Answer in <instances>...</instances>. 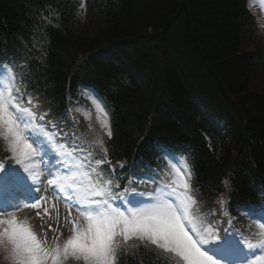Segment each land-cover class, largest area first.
Instances as JSON below:
<instances>
[{
    "label": "trees",
    "instance_id": "16d2710c",
    "mask_svg": "<svg viewBox=\"0 0 264 264\" xmlns=\"http://www.w3.org/2000/svg\"><path fill=\"white\" fill-rule=\"evenodd\" d=\"M88 11L82 19L71 0H0V61L16 69L20 91L57 109L66 86L100 75L126 148L141 130L149 145L183 147L219 190L234 158L264 181V42L245 0H88ZM93 53L110 66L91 74L76 62ZM242 175L232 183L245 192ZM119 264L170 263L133 246Z\"/></svg>",
    "mask_w": 264,
    "mask_h": 264
},
{
    "label": "snow or ice",
    "instance_id": "6c2138e0",
    "mask_svg": "<svg viewBox=\"0 0 264 264\" xmlns=\"http://www.w3.org/2000/svg\"><path fill=\"white\" fill-rule=\"evenodd\" d=\"M5 71L10 80L14 79L11 69L6 68ZM14 90L20 93L19 88ZM19 99L20 97L13 96L8 89L0 90V136L7 141L12 159L38 185V191L44 181L40 180L41 173L34 163L35 157L39 153L41 159H53V166L46 169L49 177L46 183L53 185L54 191L56 188H72L82 193L78 210L85 216L87 227L81 230L73 221V234L62 244L54 243V246H48L27 223L21 222L15 216L6 219L5 213H0V246L8 249L12 264H67L70 259L83 260L84 264H115L117 250L124 242L134 237L174 253L184 264H220L200 246L218 241L221 237L214 233L211 227L202 229L193 216V206L197 201L188 183L190 172L180 173L184 182L182 190L175 198V189L167 194L160 191L149 201H145L144 193L127 187L122 192L113 194L112 189H119L120 184H114L112 180H102L100 173L92 177L89 171L83 170V163L77 160V157L87 150L73 142L72 151L55 152L52 145L45 142L38 132L45 131V125L34 123L37 115L32 108V98L27 100L28 106H22ZM44 119L43 115L39 116L40 121ZM51 127L59 129L58 125ZM103 128L110 140L113 135L111 128L108 124H104ZM59 131L64 140L71 141L75 136L71 129ZM96 142L104 155L95 163L107 164L111 168L112 161L109 159L105 141L98 139ZM60 148L63 149L64 145L61 144ZM88 155L91 156L92 153L88 152ZM4 168L5 165L0 163V173H3ZM112 171L115 169L112 168ZM145 179L155 182L151 176ZM228 183L227 180L224 181L225 186ZM42 199L44 198L41 196L35 200L32 206L39 207ZM128 205H133L134 208H129ZM247 211L250 216L253 215L252 209ZM259 211L264 212V208ZM254 218L264 220V216ZM258 227L260 239L255 245L245 241L248 249H264V223ZM231 230L239 235L235 229ZM209 236L211 238H208ZM247 264H264V255L257 256Z\"/></svg>",
    "mask_w": 264,
    "mask_h": 264
},
{
    "label": "rangeland",
    "instance_id": "374dc122",
    "mask_svg": "<svg viewBox=\"0 0 264 264\" xmlns=\"http://www.w3.org/2000/svg\"><path fill=\"white\" fill-rule=\"evenodd\" d=\"M258 3L264 5L262 0H258ZM251 9L253 11L252 4H251ZM262 12L264 13V6L262 7ZM258 14L261 16L262 25H264V14H261V13H258ZM3 77H4L3 75L0 76V90H4V86H5V81L2 80ZM262 87H263V84H260V85H256L254 88L260 90V88ZM174 169H176V167ZM173 182L178 183V177L173 178ZM69 190L70 192L73 191L72 188ZM75 195H77L76 200L81 201V197L77 191ZM33 213L35 216H38V224L40 226L47 225L52 228L50 233L49 232L47 233V234H50L53 238L51 239L52 244H54L55 240L63 237L64 235L63 231L65 230L67 226V222H69V220L66 218V216L65 217L62 216V207L59 205V202L56 201L55 197L52 196V194H49L45 200H42V202L40 203V206L36 207V210ZM72 216H73L72 221H76L77 227H79L81 230L87 227V220L85 216L83 215V213L78 212L77 210H74ZM232 238H234L236 242H241L240 244L245 247L246 245L245 238L239 237L236 233L232 234ZM200 246L202 250L204 251L205 244H201Z\"/></svg>",
    "mask_w": 264,
    "mask_h": 264
},
{
    "label": "bare ground",
    "instance_id": "6f19581e",
    "mask_svg": "<svg viewBox=\"0 0 264 264\" xmlns=\"http://www.w3.org/2000/svg\"><path fill=\"white\" fill-rule=\"evenodd\" d=\"M90 67L92 66L90 65ZM236 131L240 133L242 131V128L239 126H236ZM119 143L120 144L116 145L117 149L120 150L121 154H125L124 149H126V147L121 142ZM0 177L2 181H4L7 185L9 184L10 186H12L11 191L13 192V194L19 191V189L25 192L26 195L29 197L39 192L37 190L38 185H36L22 169L18 168V170H13L12 172L4 170L3 173H0ZM43 185H45V183H43L42 186ZM51 186L52 188L54 187L53 185ZM56 190L58 192L62 191L60 188H56ZM4 203H7V202H4ZM65 204L66 206H69L72 203L66 202ZM12 216L17 217L21 222L27 223L31 227L32 231L37 235V237L41 239V241H43L42 239L44 238V235L42 233V229L36 228V225H34L35 222L33 218H31L28 214V209H25L23 205L19 206V204H16L14 207H12L9 213L5 212L4 218L7 219V218H11ZM1 247L4 248V251L6 254L8 252V249L3 246Z\"/></svg>",
    "mask_w": 264,
    "mask_h": 264
},
{
    "label": "clouds",
    "instance_id": "9594fccd",
    "mask_svg": "<svg viewBox=\"0 0 264 264\" xmlns=\"http://www.w3.org/2000/svg\"><path fill=\"white\" fill-rule=\"evenodd\" d=\"M4 260H6L8 264H11V256H10L9 251L5 254Z\"/></svg>",
    "mask_w": 264,
    "mask_h": 264
}]
</instances>
